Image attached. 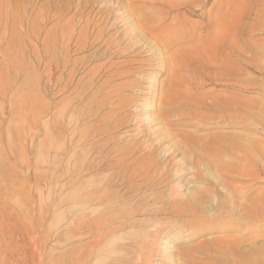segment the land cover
<instances>
[{
    "label": "rangeland",
    "instance_id": "obj_1",
    "mask_svg": "<svg viewBox=\"0 0 264 264\" xmlns=\"http://www.w3.org/2000/svg\"><path fill=\"white\" fill-rule=\"evenodd\" d=\"M18 1L27 9L22 14V24L19 26L20 23L14 20L8 28L0 29V39H3L0 41V264H80L82 255L89 252V247L94 250V243L99 239L106 246L89 264L181 263L179 251L187 252L202 239L210 240L215 235H194L188 241H182L181 237L176 240L172 237L175 231L162 224L165 216H150L143 211L133 213L138 205L144 204L151 212L166 208L170 189H173L174 170L187 162L174 145L178 136L190 128L171 130L169 125L155 119L158 100L152 95L165 75L157 71L155 81L147 78L135 82L136 86L132 87L125 84L124 78H113L104 69L92 81L87 72L93 66H108L126 60L116 52L131 42L123 22L117 20L108 35L92 46L88 38H79L77 33L81 25L75 24L72 44L61 46L56 40L60 37L56 22H44L56 2ZM78 1L66 0L71 8L73 6L72 12ZM233 1L210 0L202 11L207 13L211 6L218 8ZM14 2L7 1L11 10L15 7ZM254 3L249 11L257 9L253 7ZM98 7L100 5L95 6L93 14ZM110 18L114 20V16ZM190 20L202 23L198 18ZM100 28L96 27L95 32ZM249 36V47L260 48V52L256 56L247 55L252 62L237 75L242 85L228 90L227 94L243 98L263 121L260 126L250 125V130L242 132L240 125L233 124L229 131L233 137H241L240 134L246 132L247 136L254 134L264 147V49L261 48L264 47V35ZM109 37L115 40L116 48L105 44ZM138 53L136 59L139 61L149 58ZM148 82H153L156 90H150L152 86ZM100 83L103 91L97 92ZM214 90L223 91L221 87ZM149 117L153 121L151 124L147 121ZM176 124L181 123H170ZM163 142H167L169 151L159 155ZM145 162L155 168L149 170L150 174L135 182L122 181L125 167ZM159 170L157 175L155 172ZM191 173L184 170L177 176L176 183L182 193L196 186L199 177L210 178L208 173L203 172L204 175L201 173L199 177H191ZM82 175L85 176L83 181L79 179ZM162 179L165 184H159ZM206 180L204 184H207ZM260 187L264 194V179ZM86 198L91 205L84 210L81 202ZM74 202L79 208L75 215L78 222L90 219L91 211L105 209L106 217L114 220L113 224L98 235L83 233L82 225L74 224ZM131 213L134 216L131 217ZM86 214L88 219H85ZM157 219L159 223L155 224ZM152 224L156 228H150ZM115 226L127 232L124 241L112 243L119 235L114 232ZM143 229L146 235L139 236ZM195 231L196 227H193L188 234ZM250 235V232L246 233V236Z\"/></svg>",
    "mask_w": 264,
    "mask_h": 264
},
{
    "label": "bare ground",
    "instance_id": "obj_2",
    "mask_svg": "<svg viewBox=\"0 0 264 264\" xmlns=\"http://www.w3.org/2000/svg\"><path fill=\"white\" fill-rule=\"evenodd\" d=\"M7 1L0 0V29L8 28L14 20L20 26L23 12H27L25 4L22 6L18 0H15L12 10ZM253 1V7L257 9L249 11ZM55 2L53 12L45 15V20H42L56 22V32H60V37L57 36L56 40L61 46L70 42L72 44L75 24L81 25L77 33L79 38L91 40L90 46L104 39L117 20H121L128 28L130 44L116 50L126 60L108 66H91L87 73L92 81L106 69L111 77L118 80L124 78L125 84L134 87L135 82L139 83L147 78L155 81L159 71L165 75L160 87L148 82L152 86L150 90L157 88V92L154 91L152 95L158 100L154 110L155 119L161 124L169 125L171 130H182L185 126L191 129L176 138L175 149L180 151L187 162L184 163L182 159V167L174 170L171 182L173 189H170L167 207L151 212L147 204L138 205L133 213L143 211V214L150 213V216H165L162 224L175 231L172 237L176 240L181 237L182 241H188L194 235H215L213 239H202L195 246L187 248V252L179 251L182 257L179 264H264V194L260 191L264 179V147L254 134L247 136L246 132L239 133L241 137H233L232 131H229L233 124L240 125L241 132L250 130V125L260 126L263 120L252 106L249 108L243 98L227 94L228 90L242 85L237 75L239 70L241 74L244 66L252 62L247 55L256 56L260 52V48L249 47L248 42L250 34L264 35V0H235L218 8L211 6L207 13L202 10L210 0H79L74 12L73 6L71 8L66 0H54L53 3ZM97 5L100 7L93 14ZM110 16H114V20ZM63 18L66 20L63 21ZM192 18H198L202 23L192 22ZM96 27L101 28L95 32ZM114 41L113 37H109L105 44L115 47ZM261 48L264 49L263 45ZM138 52L144 53V58H149L137 60ZM215 87H221L223 91L215 92ZM102 88L100 83L97 92ZM149 118L147 121L151 124L153 121ZM174 121L181 124L170 125ZM166 143L161 144L163 149L159 155L169 151ZM152 168L155 169L146 162L139 166H127L122 181L127 179L128 182H135L147 175ZM184 170L192 171L191 177H199L204 172L210 178L205 179L207 184H204L205 177H199L201 185L196 181V186L182 193L176 181L178 174ZM160 171L154 172L158 175ZM79 179L83 181L85 176L82 175ZM78 180L74 181V186ZM164 180H159V184H163ZM76 204L74 202L73 220L75 225H82L80 229L83 233L98 235L109 224H113L114 220L106 217L105 209L100 212L91 211L93 217L88 219L89 215L86 214L85 219L88 220L78 222L75 215L79 208ZM81 204L84 210L91 205L87 198ZM132 216L134 215L131 213ZM156 223H159V219L155 220ZM155 224L150 228H156ZM193 227H196V231L188 234ZM114 232L119 235L112 243L127 238V232L119 226L114 227ZM248 232L251 234L249 237L246 236ZM143 234L146 235L144 229L138 233L139 236ZM107 244L110 245L109 242ZM105 246V242L99 239L94 243V250L89 247V252L82 255L79 263L89 264L92 257Z\"/></svg>",
    "mask_w": 264,
    "mask_h": 264
}]
</instances>
